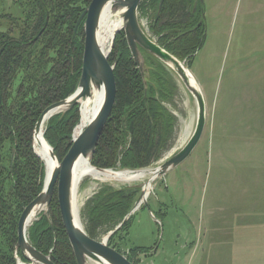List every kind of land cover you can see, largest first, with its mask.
<instances>
[{
  "label": "trees",
  "instance_id": "1",
  "mask_svg": "<svg viewBox=\"0 0 264 264\" xmlns=\"http://www.w3.org/2000/svg\"><path fill=\"white\" fill-rule=\"evenodd\" d=\"M10 14L0 15V264H17V224L23 209L43 188L45 169L33 150V132L42 112L71 96L78 86L83 52V22L77 20L91 0H12ZM142 0L139 17L150 20L148 34L190 69L205 41L202 4L194 0ZM36 38V39H35ZM149 69L147 89L128 49L123 31L113 40L116 98L98 141L91 166L105 170L151 167L174 142L176 120L164 107L178 95L172 72L144 53ZM79 110L74 106L51 117L44 139L59 162L67 154ZM14 152L13 161L11 155ZM139 187L103 186L80 211L85 232L93 239L113 230L133 208ZM50 219L41 217L27 231L29 243L53 264H77L62 225L57 192ZM133 215L113 236L126 232ZM153 248L131 247V258ZM120 252V251H119ZM17 257L27 263L18 251ZM130 262L136 264L127 257Z\"/></svg>",
  "mask_w": 264,
  "mask_h": 264
},
{
  "label": "rangeland",
  "instance_id": "2",
  "mask_svg": "<svg viewBox=\"0 0 264 264\" xmlns=\"http://www.w3.org/2000/svg\"><path fill=\"white\" fill-rule=\"evenodd\" d=\"M13 7L12 0H0V15L10 14ZM202 8L205 41L190 67L205 110L197 146L161 178L118 182L84 177L77 188L80 214L103 186L147 187L127 234L112 240L130 259L129 248L153 247L134 257L136 264H264V0H203ZM121 13H112V19ZM138 18L148 34L149 18ZM172 77L178 95L174 106L164 107L176 120L174 142L146 169L176 154L195 128L196 101L174 73ZM236 194L238 202L229 205Z\"/></svg>",
  "mask_w": 264,
  "mask_h": 264
},
{
  "label": "water",
  "instance_id": "3",
  "mask_svg": "<svg viewBox=\"0 0 264 264\" xmlns=\"http://www.w3.org/2000/svg\"><path fill=\"white\" fill-rule=\"evenodd\" d=\"M141 2L142 0H91L88 7L83 11L76 22L74 33L77 32L81 22H83L82 27L84 34L81 74L78 86L71 96L50 105L38 118L33 132V150L36 156L40 159L39 155L35 151V138L41 132L44 138V126L51 117L59 113L63 114L74 106H77L79 110V100L90 94L92 85H102L104 87V99L94 119L91 120L85 129L77 136H75L74 131L79 122L75 126L70 148L61 162H59L56 158L53 148L44 139L45 146L49 149L50 156L58 165L54 168V170H52L48 181H45L44 176L43 188L41 192L23 209L19 217L17 224V243L14 249L17 264H25L19 257H17L18 251L21 253L24 260H26V264H53L48 256H45L37 251L29 243L27 231L32 224L41 217H46L48 220L50 219V204L55 190L57 192V201L62 225L77 264H89V262H92V264H133L124 255L109 247L107 242L109 237L120 229L127 222L129 217L132 216V214L146 200L144 198V185L140 187V195L129 214L125 216L123 221L113 231L106 234V236L101 240L93 239L85 232L83 225H81L77 220L79 211H75V207H73L75 193L74 195L72 194V185L75 163L77 159L82 157L88 159L91 164L98 141L111 114L116 97V85L113 73L114 67L108 63V56L112 48L114 37L120 30L111 40L106 54L97 43V29L99 26L100 16L103 8L108 3H112V13L122 11L121 18L123 19L124 25L121 30L124 32L131 57L143 79L145 90L147 89L149 69L147 67L144 53L157 59L172 73H174L181 80L186 89L193 95L197 104V120L194 131L185 145L176 154L172 155L156 168L158 171L157 178L165 176L168 171L175 169L183 161H185L202 137L205 127V110L203 96L199 85L194 79L196 88L193 87L191 84V77L193 75L185 63L168 53L164 48L157 44L156 41H153V39H151L147 32L142 28L138 18V7ZM163 2L164 0L159 2V11ZM202 2L203 0H194L193 11L196 10L197 4H202ZM43 124V130L41 131ZM13 157L14 152L11 155L12 161ZM140 170L143 169H115V171H126L129 173H134ZM42 205H44L45 208L41 209L37 215H34L36 209Z\"/></svg>",
  "mask_w": 264,
  "mask_h": 264
},
{
  "label": "bare ground",
  "instance_id": "4",
  "mask_svg": "<svg viewBox=\"0 0 264 264\" xmlns=\"http://www.w3.org/2000/svg\"><path fill=\"white\" fill-rule=\"evenodd\" d=\"M112 3H108L102 10L99 26L97 29V43L99 47L103 50L106 54L107 50L109 49L111 40L113 39L114 35L123 28L124 22L122 18H113L112 15ZM189 73V72H188ZM191 84L195 87V81L193 76L191 77ZM196 88V87H195ZM104 99V87L102 85H92L90 94L79 100V111H80V119L79 124L75 128V136L82 132V129L85 128L88 123L94 119L95 115L97 114L99 108L102 105ZM43 126L41 127V131L43 130ZM187 133V132H186ZM35 151L39 155L40 159L44 163L45 166V181L51 176L52 170L56 168L58 164L52 159L50 156L49 149L45 146V140L42 136V132L39 133L35 138ZM158 171L156 168L154 169H143L134 173H129L126 171H115V170H105V169H98L91 166L88 159L80 157L77 159L75 163V167L73 170V185H72V194L74 196L73 207H75V211H78L76 205V193L79 182L84 177H92V178H101L103 180H112L118 182H135L140 180H145L148 177L155 180L157 178ZM144 187L145 196L147 194V187ZM144 196V198H145ZM44 205L40 206L36 209L34 215H37L41 209H44ZM77 220L80 222L79 214L77 216ZM82 225V224H81ZM97 264V263H94ZM99 264H107V263H99Z\"/></svg>",
  "mask_w": 264,
  "mask_h": 264
},
{
  "label": "crops",
  "instance_id": "5",
  "mask_svg": "<svg viewBox=\"0 0 264 264\" xmlns=\"http://www.w3.org/2000/svg\"><path fill=\"white\" fill-rule=\"evenodd\" d=\"M221 160H223V161H226V159H221ZM228 160V159H227ZM171 171H173V170H171ZM175 171V170H174ZM263 189H264V187H263ZM238 202V194H236L235 196H234V202L233 203H229V205H232V204H236ZM226 210V207H224V208H222L221 209V212H223V211H225ZM230 210V209H229ZM229 213V212H228ZM245 224V223H244ZM243 225V224H242ZM260 242H259V246H260ZM146 248V247H145ZM153 248V247H152ZM153 251V250H152ZM258 251H259V253L261 254L262 253V251L263 250H261V248H259L258 249ZM252 254L254 255V258H256V257H258V254L256 253V252H252Z\"/></svg>",
  "mask_w": 264,
  "mask_h": 264
}]
</instances>
